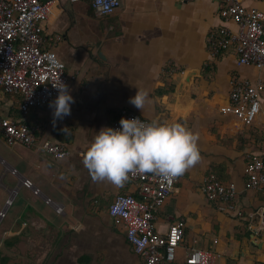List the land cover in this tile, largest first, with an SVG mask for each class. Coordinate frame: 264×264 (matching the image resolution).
<instances>
[{
	"label": "crops",
	"instance_id": "0c3cea01",
	"mask_svg": "<svg viewBox=\"0 0 264 264\" xmlns=\"http://www.w3.org/2000/svg\"><path fill=\"white\" fill-rule=\"evenodd\" d=\"M243 1L264 11V0ZM223 6L224 0H121L114 14L98 16L88 0H57L45 24V46L66 64L68 74H77L68 84L74 97L71 113L54 121L48 105L25 116L19 110L20 96L3 92L0 112L29 124L42 121L41 137L65 145L70 155L58 160L22 145L8 148L10 154L0 152L2 264H145L108 214L117 195L135 192L141 197L136 185L128 178L122 184L94 178L84 164L97 131L110 126L120 108L149 121L182 122L197 137L200 159L179 174L155 221L160 233L178 219L185 221V240L175 264H186L187 247H200L194 240L207 228L199 213L218 210V204L202 192L205 179L213 174L241 187L249 156L264 158V93L261 112L251 126L224 111L231 80L255 82L264 79V69L239 66L232 44L211 55L212 33L225 25L238 31L237 24L222 21ZM110 29H116L115 34L110 35ZM207 65L214 66L210 78L204 74ZM173 68L177 72L170 74ZM252 70L258 76L247 74ZM190 71L197 73L186 93L178 89L176 95L170 94L168 85L183 83ZM138 89L147 94L142 109L130 102ZM211 126L219 135L211 132ZM226 134L227 145L221 141ZM25 179L40 190L38 195L23 184ZM205 202L211 208H205ZM56 205L63 207L62 214ZM236 206L258 212L253 223L261 229L257 233L261 246L242 242L246 217L218 210L219 237L209 235L200 248L219 252L217 264H264V195L242 192ZM236 248L244 249V255L234 257Z\"/></svg>",
	"mask_w": 264,
	"mask_h": 264
},
{
	"label": "built area",
	"instance_id": "2783aa9c",
	"mask_svg": "<svg viewBox=\"0 0 264 264\" xmlns=\"http://www.w3.org/2000/svg\"><path fill=\"white\" fill-rule=\"evenodd\" d=\"M88 1L98 16H110L121 7V0ZM178 1L187 3L193 0ZM56 2L0 0V93L20 96L19 110L25 116L50 105V101L59 94L55 85L64 82L68 86L77 78L76 73L68 74L66 64L55 51L45 46V24ZM219 15L224 24H237L238 31L234 32L225 25L212 33L209 36L211 55L217 56L232 44L239 66L264 69V11L247 7L243 0H224ZM175 72L177 68L169 73ZM263 93L264 79L253 82L233 78L224 111L251 126L261 112L260 96ZM122 117H140L150 122L135 111L120 108L110 126L119 127ZM43 126L42 121L29 124L0 112V137L8 146L35 147L58 160L67 158L70 151L65 145L41 137ZM127 178L136 185L141 197L135 192L117 195L108 207L110 218L125 232L129 244L145 264H175L177 250L185 240V221L178 219L173 222L166 233L157 230L155 221L156 213L173 194L179 175L163 178L151 171H131ZM23 184L34 189L36 195L40 193L30 180H23ZM249 191L264 195V158L258 155L249 156L246 161L241 187L234 181H221L213 174L205 179L202 186L204 196L218 204L220 212H234L239 218L246 217L249 220L247 228L258 233L261 229L253 223L258 212L245 211L236 206L237 196ZM46 202L52 203L50 199ZM63 211L62 206L56 205L57 213L62 214ZM219 256L217 251L189 246L186 264H217Z\"/></svg>",
	"mask_w": 264,
	"mask_h": 264
},
{
	"label": "clouds",
	"instance_id": "9594fccd",
	"mask_svg": "<svg viewBox=\"0 0 264 264\" xmlns=\"http://www.w3.org/2000/svg\"><path fill=\"white\" fill-rule=\"evenodd\" d=\"M55 86L59 94L50 101L54 121L70 114L74 101L64 82ZM146 96L138 89L130 102L142 109ZM119 124L100 128L85 153L84 164L94 178L122 184L131 171H151L170 178L200 159L197 137L182 122L122 117Z\"/></svg>",
	"mask_w": 264,
	"mask_h": 264
},
{
	"label": "rangeland",
	"instance_id": "374dc122",
	"mask_svg": "<svg viewBox=\"0 0 264 264\" xmlns=\"http://www.w3.org/2000/svg\"><path fill=\"white\" fill-rule=\"evenodd\" d=\"M168 2H171V1H168ZM110 32V35L112 34H115L116 32V29H113L111 31V29L109 30ZM247 74L250 75V76H258L257 73L255 71H247ZM263 77V76H262ZM175 84H169L168 85V91L170 94H173V91H175ZM211 132L212 133H215V134H218V131H217V128L215 126H211ZM223 143H225L227 145V134L224 136V138L221 140ZM12 146H7L3 143V141L0 140V152L1 153H8L10 154L11 151H9L8 148H11ZM213 171H217L216 168L213 169ZM203 206L208 207V208H211L206 202L203 203ZM201 211V210H200ZM200 216H203L205 218V226H207V228L203 229V232L199 233L201 237H198V241L200 242L199 243V246H203V242L205 241V239H207V237L212 236V235H217L219 237V230L222 229V218L221 216L218 214V210H214L212 209L211 211L208 212V214H202V213H199ZM246 225V224H245ZM247 227V226H246ZM198 246V245H196ZM177 255H178V251H177ZM1 258V257H0ZM0 264L1 261H0Z\"/></svg>",
	"mask_w": 264,
	"mask_h": 264
},
{
	"label": "water",
	"instance_id": "95a60500",
	"mask_svg": "<svg viewBox=\"0 0 264 264\" xmlns=\"http://www.w3.org/2000/svg\"><path fill=\"white\" fill-rule=\"evenodd\" d=\"M100 57H102V54H100ZM197 72L196 71H190L187 73V76L185 78V81L181 84H175V91H173V94L176 95L177 94V90L179 89L181 92H183L184 94L186 93V91L189 89V86L191 84V78L192 76H194ZM201 76V75H200ZM3 214V212H2ZM247 231L246 234L242 240V242L245 244H251L253 246H261V243L259 242V236L258 234L253 231L250 230L246 227ZM244 255V249L242 248H236L233 256L238 258L239 256H243Z\"/></svg>",
	"mask_w": 264,
	"mask_h": 264
},
{
	"label": "trees",
	"instance_id": "16d2710c",
	"mask_svg": "<svg viewBox=\"0 0 264 264\" xmlns=\"http://www.w3.org/2000/svg\"><path fill=\"white\" fill-rule=\"evenodd\" d=\"M213 67H214V66H209V65H207V66H205V68H204V74L206 73V74H207V77H209V78L211 77L209 74L213 72ZM206 74H205V75H206Z\"/></svg>",
	"mask_w": 264,
	"mask_h": 264
}]
</instances>
